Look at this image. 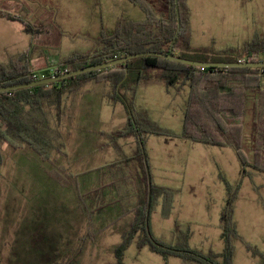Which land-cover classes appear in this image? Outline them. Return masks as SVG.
Instances as JSON below:
<instances>
[{"label":"rangeland","instance_id":"374dc122","mask_svg":"<svg viewBox=\"0 0 264 264\" xmlns=\"http://www.w3.org/2000/svg\"><path fill=\"white\" fill-rule=\"evenodd\" d=\"M145 1L156 14L164 12L160 0ZM100 3L102 0H0V12L21 18L37 37L41 32L49 33L47 27H51L53 34L45 35L44 44H39L43 54H35L34 58L37 62H43L40 68L33 71L44 77L48 72L42 66L47 65L48 59L59 57L58 49L62 57H67L72 51L95 50L102 46L103 39L111 36L104 29L99 36L95 33ZM255 4L259 5L261 12L264 11V0ZM191 5L193 47H210L216 51L239 50L253 39L252 33L243 29V17L228 16V2L208 0L201 3L191 0ZM204 11L207 13L204 14ZM104 18L106 24L107 13ZM8 25L0 20V65H6L13 59L7 62L15 49L14 44L23 45L25 39L16 34L15 25L10 28ZM56 66L52 63L49 67L55 69ZM96 88L91 94H86L84 89L78 95L72 93V97L68 96L66 115L59 126L52 118L50 128L57 130L56 145L61 152H52L50 161H44L26 145L18 149L5 143L1 146L0 264H67L68 254L74 252V248L77 253L80 249L90 251L79 257L78 264H101L104 255H107L104 260L111 261L112 253L108 251L121 243L122 239L117 234L121 224L110 228L104 225L118 210L112 205L95 210L96 205L90 204L84 196L82 171L86 164L83 159L92 155L93 139L83 142V129L75 137L74 134L69 135V127L73 125L81 128L86 123L99 126L101 87ZM148 89L151 91L147 96L143 98L142 94L139 95L145 103V115L159 128L174 134L172 138H180L167 143L170 139L148 135L145 151L151 178L154 177L158 186L174 185V169L183 162L187 165L186 174L181 179L176 178L181 182L176 186L181 192L177 195L176 211L175 198L169 213L174 212L172 217L162 215V203L160 209L159 203L154 205L150 219L153 236L169 246L186 244L205 255H220L225 246L221 237L220 217L230 192L233 222L240 238L232 242L233 264H262V259L254 257L246 246L255 247L264 254V173L247 167L248 176H242L241 162L231 148L190 141L184 145L181 134L189 92L188 81L181 80L174 86L164 87L154 84ZM84 97L89 100L86 105ZM140 97L138 100H141ZM251 113L252 104L249 102L244 121L229 113L224 114L229 123L243 126L241 150L249 163L253 159ZM50 134L55 135L52 131ZM112 148L118 147L112 144ZM132 163L137 165L136 162ZM78 170L81 171L79 174ZM108 170L111 169L102 171ZM98 172L94 170L93 174ZM74 175H77V181ZM110 190V187L103 189L104 202L113 198ZM84 205L93 218L91 228L82 215L81 206ZM133 250H136L135 242L127 250L126 261H130ZM145 250L157 261L149 262L148 253L144 252L140 257L142 264H196L175 257H161L149 248Z\"/></svg>","mask_w":264,"mask_h":264},{"label":"trees","instance_id":"16d2710c","mask_svg":"<svg viewBox=\"0 0 264 264\" xmlns=\"http://www.w3.org/2000/svg\"><path fill=\"white\" fill-rule=\"evenodd\" d=\"M147 14L144 22L120 20L114 33L102 41L97 52L75 53L62 60L49 78L66 72L124 58L133 54L156 52L170 54L197 62L264 63V37L256 36L242 49L216 51L210 47L195 48L191 40V11L188 0H179L181 29L175 0H160L165 9L160 15L153 12L142 0H130ZM10 20H18L25 32L32 34L29 24L17 16L3 14ZM34 36V35H33ZM126 70L128 72L126 76ZM30 63V53L24 52L8 64L0 65V88L40 80ZM106 82L111 89L106 98L112 103L121 102L129 113L128 125L112 134L114 139L135 137L139 147L129 158L140 169V190L137 194L136 218L130 230L115 249L117 264H124V257L131 243L138 249L149 248L163 257H175L196 264H233L232 242L240 240L233 222V200L230 192L220 217L221 237L224 249L220 255H205L190 249L186 244L169 246L157 240L151 231L150 219L154 205L161 200L163 215L173 208L177 191L155 185L145 151V136L175 137L163 130L145 114L139 113L125 93L139 85L158 80L166 86H174L181 80L189 83V95L184 112L181 137L194 143L233 149L242 165V176H248L247 167L264 173V69L249 68H197L169 60L147 57L129 61L127 68L121 64L101 71L90 72L53 84L13 92L0 93V166L1 146L5 143L18 149L28 146L41 159L48 162L52 152H61L55 136L57 130L50 128L52 118L60 125L66 113V100L88 81ZM251 113L252 163L247 162L241 150L243 126L229 123L224 114L245 120L248 104ZM54 132L55 135L50 134ZM1 175V174H0ZM254 256L262 259L264 254L257 248L246 246Z\"/></svg>","mask_w":264,"mask_h":264},{"label":"crops","instance_id":"0c3cea01","mask_svg":"<svg viewBox=\"0 0 264 264\" xmlns=\"http://www.w3.org/2000/svg\"><path fill=\"white\" fill-rule=\"evenodd\" d=\"M145 2V4L148 5V3L145 0H142ZM199 2H206L208 0H198ZM212 1V0H211ZM216 1H223L228 2V5L230 7L228 11V16L231 18H239L243 17V25L246 30H249V32L252 33L253 39L256 36H263L264 37V11L261 12L259 10V5L255 4L256 2H259L260 0H216ZM188 5L191 11V28H192V17H193V9L191 5V0H188ZM98 9V15H97V31L95 32L96 35H101L102 30L104 29L105 32L112 35L117 27V24L120 20H125L128 22L138 23V22H144L147 19L146 12L139 7L138 5L134 4L130 0H102V3H100ZM102 7V8H101ZM150 7V6H149ZM3 13V12H2ZM105 13H107V23L105 24ZM202 12H199L201 14ZM204 14L207 13V11L203 12ZM201 14V15H204ZM0 20L4 22L6 25L9 24L8 27L10 28L12 25L16 26V34L19 36H24V42L23 45H19V43L14 44L13 47H15L14 50H12L11 54L9 55L8 61L12 58H15L19 56L20 54L26 52L30 53V63L33 67V70H37L42 65L41 62H37L35 58V54L42 55L43 51L39 48V44L42 42L45 38V35H48L50 33L53 34L51 27L49 28V33H40V37L33 36V34H28L25 32V27L23 24L18 20H10L4 17L3 14L0 12ZM28 34V35H27ZM44 35V36H42ZM43 37V39H42ZM252 39V40H253ZM251 40V41H252ZM250 41V42H251ZM44 44V43H43ZM30 47V50H29ZM48 47V46H47ZM52 47V46H49ZM56 47V46H53ZM102 49V46L95 49V50H77L72 51L67 57H62L60 53V49H58L57 52H59V57L55 56L54 58L48 59L47 65H43V70H46L49 73H53L56 71L57 66L55 69L49 67L52 63L53 64H59L62 60H65L69 56L75 53H84V52H97ZM8 64V63H7ZM41 64V65H40ZM48 67V69H46ZM35 74L38 77L40 74L37 73V71H34ZM90 83V84H89ZM159 84V86L164 87L165 84L158 81V80H151L148 83H143L139 85L136 89L133 91H128L125 93L126 97L133 102L136 110L139 113L146 114V109L144 108V101L143 98L149 94L151 90L148 88L150 85ZM89 85V86H88ZM90 85H97L98 87H101L99 90V100L101 105V120L99 126H93V124H85L84 128L81 127H75L73 125L72 127H69V135L71 136L74 134V137L77 134H80V129H83L81 131V138H83V142H88L90 139H93L94 148L92 150V155L84 156V163L86 166H84V178H83V187H84V196L88 198V202L90 204H95L96 209L106 207L109 208L115 207L117 209V213L113 216H110L107 221L104 223L106 228H110L114 225L121 224V229L119 231L118 236H120V240L124 239L128 231L130 230L132 224L135 222L136 218V203H137V194L140 190V169L137 167L136 164L130 162L128 159L133 157L135 154L137 148H138V140L135 137L132 138H118L114 139L112 137V134L116 131H120L124 129L128 123H129V113L125 107V105L121 102H117L115 104H112L107 98V94L111 92L110 86L106 82H97L94 80L88 81L84 83L81 88L74 92L72 95H78L82 90L85 89L86 94H91L94 89H97L95 87L89 89ZM87 87V88H86ZM142 94L141 98L139 95ZM69 96V97H72ZM189 95V92H188ZM141 98V100H138V98ZM85 98V97H84ZM188 99V96H187ZM89 102L88 99L85 98V105ZM187 102V100H186ZM186 107V104H185ZM62 126V125H61ZM148 135L145 136V140L147 141ZM167 138V137H165ZM170 140H167V143H170L168 141L173 140H179L180 138H168ZM184 141V145H187L189 141L181 139ZM194 143V142H193ZM112 144L116 145L118 148L113 149ZM105 146L104 148L102 147ZM170 145V144H169ZM124 149V151H122ZM117 154L116 156L110 153ZM69 157V156H68ZM75 162V160L73 161ZM93 162V163H92ZM71 166V164H70ZM103 169H111L106 171H102ZM99 172L96 174H93V171ZM175 171H178L176 173L173 171L175 184L174 185H160L161 187H171L174 188L178 193L181 192L180 189H177L176 186H179L181 184L180 181H176V178L181 179L183 175L186 174L187 171V165L185 162L180 163L175 169ZM78 170V173L79 174ZM168 173V172H166ZM75 178L77 175H74ZM172 176V174H171ZM77 181V178H76ZM152 182L157 185L154 181V177L152 176ZM158 183V182H157ZM158 186V185H157ZM110 187L113 198L107 199L105 202L103 201V189ZM177 195H176V201H175V211H176V204H177ZM100 203H105L104 206L99 205ZM158 209L161 208V200H159ZM82 215L84 216L85 222L88 224L89 228L92 226V215L90 214V211H87V206L84 205L82 207ZM80 208V209H81ZM162 213V211H161ZM174 212H172L171 215H169L167 218L172 217ZM163 215V214H162ZM165 217V216H164ZM121 240V242H122ZM119 245V244H118ZM116 245L113 249L108 251L109 254L112 253L111 261L104 260V257H107V255H101V264H117V260L115 257V249L118 246ZM136 245V243H135ZM147 248V247H146ZM146 248L138 249L136 245V250H133V254H131V259L128 262L126 261L127 258V251L125 253L124 257V264H142L140 261V257L142 253H148L149 262H155L157 261L155 256H152L149 254V252H146ZM128 250V249H127ZM89 254L90 251L85 252L82 249L76 252L74 248V252H69L68 254V260L67 264H78L79 257L84 256L85 254ZM97 253V252H92ZM155 254V253H154ZM163 257V256H161ZM179 259V258H177ZM99 261V260H98ZM100 262H97L96 264H99Z\"/></svg>","mask_w":264,"mask_h":264},{"label":"water","instance_id":"95a60500","mask_svg":"<svg viewBox=\"0 0 264 264\" xmlns=\"http://www.w3.org/2000/svg\"><path fill=\"white\" fill-rule=\"evenodd\" d=\"M176 2V14H177V21L179 24L178 27V33L180 32V11H179V5L178 2L179 0H175ZM147 57H157L165 60H169L175 63L183 64L186 66H192V67H197V68H249V69H264V63H253V62H236V63H215V62H197V61H191L187 59H183L181 57L175 56L173 52L170 54H162V53H156V52H149V53H140V54H133L126 56L121 59L105 62L99 65H94V66H89L86 68H82L76 71H71V72H66L64 74L60 75H55L49 78H42L40 80H36L34 82L30 83H24V84H16V85H11L8 87H2L0 88V93H5V92H13V91H19V90H24V89H30L38 86H44V85H49L53 84L59 81H63L68 78H73L77 77L83 74H87L90 72H95V71H101L104 69H108L111 67H115L118 65H125L127 68V64L129 61L138 59V58H147ZM128 72L126 70V76Z\"/></svg>","mask_w":264,"mask_h":264}]
</instances>
